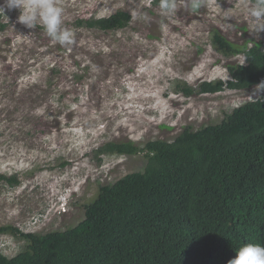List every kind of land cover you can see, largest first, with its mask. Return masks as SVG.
I'll return each instance as SVG.
<instances>
[{
    "label": "rangeland",
    "instance_id": "1",
    "mask_svg": "<svg viewBox=\"0 0 264 264\" xmlns=\"http://www.w3.org/2000/svg\"><path fill=\"white\" fill-rule=\"evenodd\" d=\"M56 2L64 9V26L75 32L72 46L53 42L39 24L28 29L19 23V9L4 7L0 13L5 23L0 31V173L20 182H0V226L23 232L76 225L99 184L142 170L141 153H96L105 142L170 141L184 128L216 124L256 98V86L190 96L178 88L184 82L227 80L228 64L243 63L242 55L225 57L212 46V30L238 44L260 42L264 48V32H251L241 0H206L196 15L177 0V13L168 16H161L151 0ZM119 10L131 15L122 28L73 24ZM27 245L20 237L0 234V253L9 258Z\"/></svg>",
    "mask_w": 264,
    "mask_h": 264
},
{
    "label": "trees",
    "instance_id": "2",
    "mask_svg": "<svg viewBox=\"0 0 264 264\" xmlns=\"http://www.w3.org/2000/svg\"><path fill=\"white\" fill-rule=\"evenodd\" d=\"M130 19L119 10L73 24L106 31L125 27ZM4 27L0 19V31ZM211 44L225 57L241 54L243 63L228 64L229 80L179 84L184 95L248 91L264 82L260 42L238 44L214 29ZM97 152L141 153L146 163L99 184L84 218L72 227L36 233L0 226V234L28 242L14 257L0 253V264H228L240 246L264 245V95L216 124L186 127L173 140L108 141ZM0 182L20 183L4 173Z\"/></svg>",
    "mask_w": 264,
    "mask_h": 264
},
{
    "label": "clouds",
    "instance_id": "3",
    "mask_svg": "<svg viewBox=\"0 0 264 264\" xmlns=\"http://www.w3.org/2000/svg\"><path fill=\"white\" fill-rule=\"evenodd\" d=\"M158 6L161 16L173 15L178 11L177 0H159ZM4 7L9 10L19 9L20 14L17 18L19 23L28 29H35L39 24L53 42L61 46H72L76 43L75 32L64 26V9L58 6L56 0H4V5L0 6V13H4ZM183 7L196 15L206 7V0H184ZM217 7L220 8L218 3ZM239 8L249 17L253 34L264 32V0H241ZM227 19L231 20L232 16H228ZM262 89L264 82L256 85L253 95L260 98L259 93ZM235 252V258L228 264H264V245L258 242L244 244Z\"/></svg>",
    "mask_w": 264,
    "mask_h": 264
}]
</instances>
